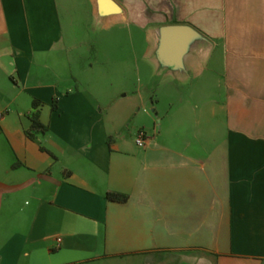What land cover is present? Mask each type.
I'll return each instance as SVG.
<instances>
[{
    "label": "crops",
    "instance_id": "1",
    "mask_svg": "<svg viewBox=\"0 0 264 264\" xmlns=\"http://www.w3.org/2000/svg\"><path fill=\"white\" fill-rule=\"evenodd\" d=\"M100 1L0 0V264H264V0Z\"/></svg>",
    "mask_w": 264,
    "mask_h": 264
},
{
    "label": "water",
    "instance_id": "2",
    "mask_svg": "<svg viewBox=\"0 0 264 264\" xmlns=\"http://www.w3.org/2000/svg\"><path fill=\"white\" fill-rule=\"evenodd\" d=\"M105 3L104 1H100ZM106 3L118 8L113 0H107ZM194 28L185 23H170L160 26L159 41L155 53L159 62L169 67H180L182 58L187 50L188 41Z\"/></svg>",
    "mask_w": 264,
    "mask_h": 264
},
{
    "label": "trees",
    "instance_id": "3",
    "mask_svg": "<svg viewBox=\"0 0 264 264\" xmlns=\"http://www.w3.org/2000/svg\"><path fill=\"white\" fill-rule=\"evenodd\" d=\"M38 99H32V111L30 112L31 124L30 127L26 130V133L30 137H34L36 133H43L46 131L47 126L42 123L38 118ZM55 106V103L52 105ZM106 197L114 200H125L127 198V194L123 192L108 190L105 193Z\"/></svg>",
    "mask_w": 264,
    "mask_h": 264
},
{
    "label": "rangeland",
    "instance_id": "4",
    "mask_svg": "<svg viewBox=\"0 0 264 264\" xmlns=\"http://www.w3.org/2000/svg\"><path fill=\"white\" fill-rule=\"evenodd\" d=\"M96 27H98V24H95V25L93 24V28H96ZM144 35L145 34L143 31H139V32L135 31L134 35H133V37L135 39V43L137 44V46L140 49L139 51H141V49L143 48V45L145 43ZM107 41L110 43H118V44H126L127 45L128 41H129L127 30L125 28H121V27L119 28V26H115L114 27V33H112L108 36Z\"/></svg>",
    "mask_w": 264,
    "mask_h": 264
},
{
    "label": "built area",
    "instance_id": "5",
    "mask_svg": "<svg viewBox=\"0 0 264 264\" xmlns=\"http://www.w3.org/2000/svg\"><path fill=\"white\" fill-rule=\"evenodd\" d=\"M135 141L138 145L144 146V144H145V131H144V129L141 128L138 130L136 137H135ZM57 240H60V237H57Z\"/></svg>",
    "mask_w": 264,
    "mask_h": 264
}]
</instances>
